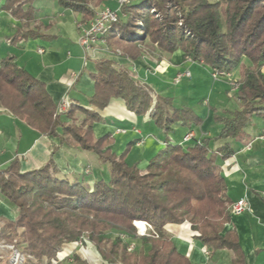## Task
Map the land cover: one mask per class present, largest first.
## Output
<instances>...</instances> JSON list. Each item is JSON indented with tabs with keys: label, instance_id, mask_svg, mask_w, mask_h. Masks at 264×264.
<instances>
[{
	"label": "trees",
	"instance_id": "trees-1",
	"mask_svg": "<svg viewBox=\"0 0 264 264\" xmlns=\"http://www.w3.org/2000/svg\"><path fill=\"white\" fill-rule=\"evenodd\" d=\"M31 1L5 0L4 7L12 16L32 19V5L30 12H21ZM53 1L90 19L107 0ZM25 35L18 32L8 42L16 43ZM107 35L108 47L131 61L146 51L147 40L152 50L167 54L180 50L185 60L202 63L211 71L230 76L238 71L233 97L239 107L213 114L214 122L222 125L217 137L222 144L211 149L210 139L193 137L180 145L169 144L167 136L174 124L200 126L201 117L191 108L175 107L168 96L153 95L129 69L109 59L95 63L89 99L94 110L69 104L66 112L58 113L43 84L13 58H4L0 60V108L40 134L96 155L109 173L89 186L84 177L59 178L51 158L25 173L17 161L12 162L0 171V195L17 215L2 221L0 239L23 244L25 255L36 263L62 264L71 258L76 264H90L77 255L80 242L94 250L98 264H192L166 232L168 225L185 224L192 240L212 251L228 250L230 264H244L235 231L224 232L232 201L219 162L234 154L229 141L248 143L253 119L264 124V0H141L121 7L119 21ZM112 99L122 100L136 117L149 114L164 134V147L149 159L144 171L125 160L134 143L117 156L109 136L93 135V124ZM77 111L84 119L76 126L71 122ZM135 221L150 225L146 234L137 235ZM65 247L69 253L59 257Z\"/></svg>",
	"mask_w": 264,
	"mask_h": 264
},
{
	"label": "crops",
	"instance_id": "crops-1",
	"mask_svg": "<svg viewBox=\"0 0 264 264\" xmlns=\"http://www.w3.org/2000/svg\"><path fill=\"white\" fill-rule=\"evenodd\" d=\"M4 3L5 0H0V60L13 58L17 66L43 84L55 107L67 100L72 105L94 110L89 99L93 93L91 77L96 73L95 63L99 59H109L129 69L153 95L168 96L175 107L191 108L201 117L200 126L186 128L180 123L174 124L167 136L169 144L186 143L187 134H192L195 139H210L211 149L222 144L223 141H217L222 125L214 122L213 114L237 109L239 104L228 90L227 79L213 80L209 67L186 61L180 50L172 54L157 49L149 54L145 51L131 61L107 46L92 57H86L79 44V25L92 18L86 19L82 14L63 9L53 0H32L21 9L22 13L30 12L28 7L32 5V19H20L12 16ZM104 8L116 10L117 5L115 1L107 0L95 9V13ZM18 32L26 34L25 37L18 38L13 44L8 42ZM185 71L190 72V78H183L175 85L172 79ZM183 81H186L185 85ZM203 83L207 88L198 96L193 88ZM100 118L92 127L94 137L109 136L111 149L117 156L123 152L125 143H134L125 160L130 165L136 164L141 171L164 147V134L149 114L136 117L126 110L120 99L110 100L100 112ZM83 119L84 114L77 111L74 124H80ZM247 132L250 135L248 143L229 141L234 154L219 162L232 204L242 198L247 201L241 214H230L224 232L235 231L244 264H264V139L261 138L264 124L255 118ZM50 158L59 178L78 180L84 177L92 186L95 180L108 177V167L96 155L77 147H67L57 137L40 134L0 108V171L17 161L20 172L25 173L41 168ZM16 215V208L0 195V221L14 220ZM166 232L177 250L192 264L231 263L230 251L207 249L191 239L185 224L168 225Z\"/></svg>",
	"mask_w": 264,
	"mask_h": 264
},
{
	"label": "built area",
	"instance_id": "built-area-1",
	"mask_svg": "<svg viewBox=\"0 0 264 264\" xmlns=\"http://www.w3.org/2000/svg\"><path fill=\"white\" fill-rule=\"evenodd\" d=\"M115 1L117 5L116 10H111L108 8H104L99 10L95 13L94 17L86 24H80L79 27L81 28V36L79 39V44L84 50L86 57H92L94 53L99 52L102 50V48L107 49V34L109 31L113 28V26L119 21V11L121 7L132 5L134 3H137L141 0H113ZM186 61H190V59L186 58ZM211 77L213 80H217L219 78H226L228 81V90L229 92L234 93L236 89L238 88V83L234 80H231L229 74H225L222 72H218L215 70L211 71ZM183 78H190V72L185 71L183 73L177 74L173 79L172 82L177 85L181 82ZM69 102L67 100H63L56 106V111L58 113H64L67 111L69 107ZM192 134H188L185 137V141H188L190 138H192ZM262 139H264V135L261 136ZM247 207V201L242 198L233 203L230 207V214H241ZM133 225L136 229V233L139 236H142L147 233V231L150 229V225L147 222L144 221H135L133 222ZM79 249L77 252H82L84 255L86 252L84 251L81 243H78ZM0 247H8L2 242H0ZM134 248L133 244H130L128 246V250H132ZM14 255L8 260L9 264H22L23 262V256L19 254L17 251H14ZM205 256L208 255V252H204ZM53 264H57V262H53ZM93 264H97V262H93Z\"/></svg>",
	"mask_w": 264,
	"mask_h": 264
},
{
	"label": "rangeland",
	"instance_id": "rangeland-1",
	"mask_svg": "<svg viewBox=\"0 0 264 264\" xmlns=\"http://www.w3.org/2000/svg\"><path fill=\"white\" fill-rule=\"evenodd\" d=\"M136 34L138 36L140 35L138 31H136ZM107 36H106V38H107ZM107 42H108V40H107ZM143 44L147 47V48L145 47V50H146V52L148 54L151 51H153L151 48H149L147 46L148 45V41L147 40H145ZM230 77H232L231 80H234V81L237 82V80L239 79L238 71H234ZM183 82H184L183 85H185V82L186 81H183ZM228 82H230V81H228ZM206 88L207 87L203 83V84L198 85L197 87L193 88V90H194V93L199 96V94H204L205 93ZM230 93H231V95H233L232 92H230ZM74 122L75 121L73 119V122L72 123L74 124ZM74 125H76V124H74ZM126 145H127V143H125V146H124L123 151L125 150ZM137 158H139V157H137ZM1 225H2V221H0V227H1ZM0 242H2L3 244H5L6 246H8L7 248L6 247H4V248H1L0 247V264H9V261L8 260L15 254L14 251H17L19 254H21L23 256V262H22V264H24L27 260H29L31 264H45L44 261H41L39 263H36V262H34V260L29 255H25V253L23 251V247H24L23 244L16 245V243H14V242L12 244H9V243H6L3 239H0ZM83 249L86 252L85 256L80 255V251L81 250L78 253L76 252L77 255L79 254V256H81L80 257L81 260H83L82 257H86L87 258V261L90 264H93L94 261L97 262V259H98L97 258V254L94 252V250L91 247H89V246L88 247H83ZM67 252L69 253V248L68 247H65L63 249V251L59 253V257L62 255V253H67ZM62 264H76V263H75V261L73 259L69 258L68 260H65Z\"/></svg>",
	"mask_w": 264,
	"mask_h": 264
}]
</instances>
